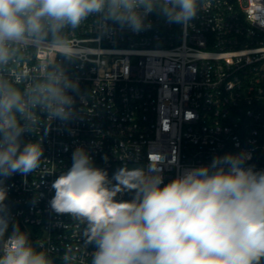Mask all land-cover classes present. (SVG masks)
Segmentation results:
<instances>
[{
    "label": "built area",
    "instance_id": "obj_1",
    "mask_svg": "<svg viewBox=\"0 0 264 264\" xmlns=\"http://www.w3.org/2000/svg\"><path fill=\"white\" fill-rule=\"evenodd\" d=\"M187 27L151 16L152 28L101 39L93 18L68 31L70 55L46 44L24 43L0 76L24 89L54 63L78 81L76 118L46 121L38 134L44 154L27 176L3 180L12 224L41 241L53 264H91L95 251L86 225L57 215L48 202L52 182L84 147L109 178L121 167L163 169L164 182L183 167L209 164L225 153H251L264 170V0H203ZM125 191L117 199L130 200Z\"/></svg>",
    "mask_w": 264,
    "mask_h": 264
},
{
    "label": "clouds",
    "instance_id": "obj_2",
    "mask_svg": "<svg viewBox=\"0 0 264 264\" xmlns=\"http://www.w3.org/2000/svg\"><path fill=\"white\" fill-rule=\"evenodd\" d=\"M203 0H0V69L14 60L18 45L46 44L70 55L67 32L93 18L98 36L139 34L151 16L187 27ZM42 79L21 89L0 76V264H53L41 241L18 224L7 235L10 213L3 180L27 176L44 154L38 134L46 121L68 123L77 112L78 81L62 67L45 64ZM251 153H225L209 164L183 167L164 182L163 169H117L111 178L84 147L53 182L50 209L86 225L95 251L91 264H264V170L248 165ZM130 200L117 199L122 192ZM65 264L74 259L67 252Z\"/></svg>",
    "mask_w": 264,
    "mask_h": 264
}]
</instances>
